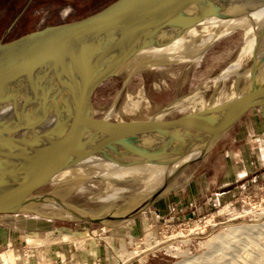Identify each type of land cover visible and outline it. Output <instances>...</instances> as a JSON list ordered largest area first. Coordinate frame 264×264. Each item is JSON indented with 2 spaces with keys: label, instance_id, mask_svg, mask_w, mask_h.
Segmentation results:
<instances>
[{
  "label": "rangeland",
  "instance_id": "rangeland-1",
  "mask_svg": "<svg viewBox=\"0 0 264 264\" xmlns=\"http://www.w3.org/2000/svg\"><path fill=\"white\" fill-rule=\"evenodd\" d=\"M113 1L0 0V42L87 17ZM249 36V27H235L190 40L184 50L188 57L166 58L142 67L129 80L126 74L101 85L92 111L98 118L114 121L175 118L223 102L248 82L253 59ZM249 117L245 114L206 154L181 169L147 208L128 220L102 223L55 214L49 207L62 209L48 198L32 209L35 212L17 213L11 221L27 230L22 239L32 246L72 238L81 243L102 230L101 242L106 243L113 264H264V143H246L240 133ZM256 123L262 128L264 117ZM244 155L254 166H243ZM234 161L238 163L231 169ZM175 162L114 174L101 172V165L84 167L42 192L53 193L87 216L125 214L150 198L159 187L157 176ZM232 170L234 175L227 180L225 175ZM243 170L250 172L238 175ZM188 185L195 197L186 191ZM15 251L13 264L21 258Z\"/></svg>",
  "mask_w": 264,
  "mask_h": 264
},
{
  "label": "water",
  "instance_id": "water-1",
  "mask_svg": "<svg viewBox=\"0 0 264 264\" xmlns=\"http://www.w3.org/2000/svg\"><path fill=\"white\" fill-rule=\"evenodd\" d=\"M249 1L115 0L87 17L0 42V109L9 110L0 116V215L35 212L48 198L69 211L53 193L42 191L85 160L130 168L179 161L198 147L206 154L245 114L264 106V58H256L255 48L248 82L223 102L175 118L114 121L92 111L101 85L158 65L171 54L151 61L149 52L169 48L210 19L249 14L254 7ZM22 164L25 173L4 180L10 168ZM169 182L124 215L70 216L102 223L128 220Z\"/></svg>",
  "mask_w": 264,
  "mask_h": 264
},
{
  "label": "bare ground",
  "instance_id": "bare-ground-1",
  "mask_svg": "<svg viewBox=\"0 0 264 264\" xmlns=\"http://www.w3.org/2000/svg\"><path fill=\"white\" fill-rule=\"evenodd\" d=\"M247 5L248 6H251V5L254 6L251 9V11L249 12V14L242 16L240 18H234V19H228V20L210 19L209 21L205 22L202 25V27H200L199 29L194 28L188 33V35H186L185 37L179 38L169 48H166L164 50H154V51L149 52L148 56H149L150 60L151 59H152L151 61L159 60V59L163 58L167 53L171 54L169 58L182 57L184 59L185 57H188L185 55L186 52L184 50L188 49V47L190 45V42H189L190 40L192 41V40H194L198 37H201V36L207 37V36H211V35L221 34L223 32L230 30V29H233L235 27L236 28L237 27H249V31H250L249 44H250V47L253 46L251 48L252 54H254L256 52V58H259V57L264 58V4L258 0H251L248 2ZM240 6L242 7V5H240ZM243 6H246V5H243ZM257 40H259V41L257 42ZM252 44H255V45H252ZM258 45H259V47H258ZM255 48H256V51H255ZM262 72H264V62L262 63ZM248 74H249V72H248ZM205 106H202L198 109H201ZM195 110H197V109H195ZM8 112H9V110L7 108H1L0 109V116H4V114H7ZM204 153H205V148L204 147H198V148H196V150L193 153L187 155L186 157L182 158L179 161H176L175 164L166 165V166H169V168L165 169V166H164L163 173L160 176H157L158 178H160V183L158 185L159 186L158 188L163 186L164 183L171 181L172 178H174L177 175V173L182 169L183 165L191 162V160H193V159H195L201 155H204ZM81 165L77 169L64 172L59 178L64 179L66 177H72L77 172L79 173V171L82 170L83 167H85V166L101 165V167H102L101 172L109 173V174L125 172L127 169H135L137 167H145V165H143V166H135V167H130V168H123V167H119V166H116V165H113L110 163L103 162L97 158H93V159H90L87 161L85 160L83 162V164H81ZM25 166H26L25 164H22V165H18L16 167L10 168L4 174V176H3L4 180L10 181L17 176L22 175L26 171ZM145 168L147 169V167H145ZM122 169H124V170H122ZM146 174H148V173H146ZM74 185H72V186H74ZM65 206L68 208L69 211L63 210L62 208H61L62 209V211H61V210H59V208H55L52 206L49 207V209L51 208V212L55 213V214H65L68 216H70L72 214L84 215L81 212L74 210L73 208L69 207L67 204H65ZM36 208H38V207H34L33 209H36ZM49 209H48V211H49ZM110 215L112 218H115V217H118V216H121L124 214H110ZM17 256H18V254L16 253V251L14 249L6 250V251L0 253V264H13L17 261Z\"/></svg>",
  "mask_w": 264,
  "mask_h": 264
},
{
  "label": "crops",
  "instance_id": "crops-1",
  "mask_svg": "<svg viewBox=\"0 0 264 264\" xmlns=\"http://www.w3.org/2000/svg\"><path fill=\"white\" fill-rule=\"evenodd\" d=\"M247 114H250V120L244 122L240 133L245 134L246 143L255 144L261 143V141L264 143V126L262 128L256 126L258 118L264 117V106L252 109ZM244 159V167L254 166L246 155H244ZM237 163L238 161H234L229 166L232 169L236 167ZM249 172V170H243L238 172V175ZM230 174L234 175V170L226 173L227 180ZM186 188L192 197L194 192L192 186L188 185ZM15 215L17 214L0 215V251L11 248L17 250L21 254L17 264H108V260L111 261L110 264H113L112 259L107 256L106 243L103 245L101 242L102 237L100 236L104 231L100 230L98 235L94 234L93 239L83 240L81 243L72 238L67 241H44L37 246H32L28 244L27 240L22 239L24 236L22 233H26L27 230L18 227V223L11 221L12 216ZM53 231L60 232L58 229ZM114 264L119 263L115 261Z\"/></svg>",
  "mask_w": 264,
  "mask_h": 264
}]
</instances>
